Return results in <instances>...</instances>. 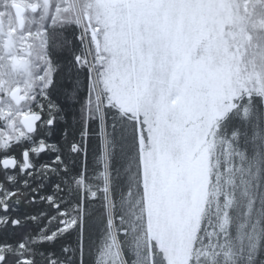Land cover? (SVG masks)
<instances>
[{
	"label": "snow or ice",
	"instance_id": "1",
	"mask_svg": "<svg viewBox=\"0 0 264 264\" xmlns=\"http://www.w3.org/2000/svg\"><path fill=\"white\" fill-rule=\"evenodd\" d=\"M203 6L0 0V264H238L245 245L258 264L264 84L250 73L264 61L252 35L264 0H227L219 25ZM18 8L13 29L4 17ZM225 61L231 75L213 76ZM161 152L176 170L164 240L149 230Z\"/></svg>",
	"mask_w": 264,
	"mask_h": 264
},
{
	"label": "rangeland",
	"instance_id": "2",
	"mask_svg": "<svg viewBox=\"0 0 264 264\" xmlns=\"http://www.w3.org/2000/svg\"><path fill=\"white\" fill-rule=\"evenodd\" d=\"M203 7L197 10V16L204 23H211L213 25L221 24L230 14V9L226 7L227 0H202ZM256 29L253 32L254 37L259 33L260 36H264V20H261L259 16L256 17ZM259 43L264 45V40H260ZM214 47L218 50L220 45L219 41L214 42ZM251 53H249V56ZM247 60L248 57L246 56ZM256 70L251 72L250 75H254L257 84H264V61H256ZM251 67V66H250ZM232 68L229 61H225L222 66L215 67L211 70L213 76L231 75ZM153 175L154 195L150 199L149 206V230L152 233L158 234L159 238L167 239V225L164 222V213L162 211L163 204H171L172 193L176 189L175 185V167L168 160L165 153L158 154L154 161L149 162ZM199 164L194 161H187L184 166V171L188 176V187L191 191L192 201L195 204L200 193L199 180ZM159 185L156 188V185ZM170 218V217H169Z\"/></svg>",
	"mask_w": 264,
	"mask_h": 264
},
{
	"label": "trees",
	"instance_id": "3",
	"mask_svg": "<svg viewBox=\"0 0 264 264\" xmlns=\"http://www.w3.org/2000/svg\"><path fill=\"white\" fill-rule=\"evenodd\" d=\"M98 131V130H97ZM99 137L96 136L95 134L89 138L88 140V148H89V163L90 165L93 163L95 158L99 155ZM96 166L98 167L99 164L97 162ZM262 205H264V199L260 201ZM246 210V204L242 202L241 204V209H238V211ZM257 215L264 214L261 213L260 211H257ZM247 218V217H245ZM247 245H245V252L241 254L240 260L238 264H245V261L247 259ZM258 264H264V252H261L260 257L258 259Z\"/></svg>",
	"mask_w": 264,
	"mask_h": 264
},
{
	"label": "flooded vegetation",
	"instance_id": "4",
	"mask_svg": "<svg viewBox=\"0 0 264 264\" xmlns=\"http://www.w3.org/2000/svg\"><path fill=\"white\" fill-rule=\"evenodd\" d=\"M22 18H23V24H24V19L25 18L23 16H22ZM4 19H5V21L7 23H11L12 24L13 29L23 26V24L20 25L19 19H18V17L16 15H15V19L12 18L11 10H9V14L7 16H5Z\"/></svg>",
	"mask_w": 264,
	"mask_h": 264
},
{
	"label": "water",
	"instance_id": "5",
	"mask_svg": "<svg viewBox=\"0 0 264 264\" xmlns=\"http://www.w3.org/2000/svg\"><path fill=\"white\" fill-rule=\"evenodd\" d=\"M22 9H17V11H16V16L18 17V19H19V23H20V25H22L23 24V18H22Z\"/></svg>",
	"mask_w": 264,
	"mask_h": 264
}]
</instances>
